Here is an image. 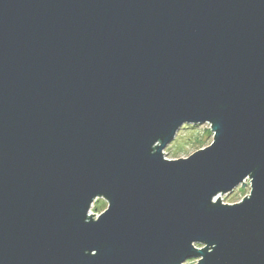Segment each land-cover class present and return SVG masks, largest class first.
<instances>
[{"label":"water","instance_id":"obj_1","mask_svg":"<svg viewBox=\"0 0 264 264\" xmlns=\"http://www.w3.org/2000/svg\"><path fill=\"white\" fill-rule=\"evenodd\" d=\"M192 259L264 264V0H0V264Z\"/></svg>","mask_w":264,"mask_h":264},{"label":"rangeland","instance_id":"obj_2","mask_svg":"<svg viewBox=\"0 0 264 264\" xmlns=\"http://www.w3.org/2000/svg\"><path fill=\"white\" fill-rule=\"evenodd\" d=\"M213 141L208 124L202 125H183L176 133L174 139L164 148L163 157L166 160L185 159L195 152L208 147ZM249 179L242 185L235 188L227 195H219L215 200L220 198V202L226 205H234L241 202L250 192ZM107 209V203L104 199H97L88 215L97 218ZM198 248L201 246H197ZM197 260H188L184 264H196Z\"/></svg>","mask_w":264,"mask_h":264},{"label":"snow or ice","instance_id":"obj_3","mask_svg":"<svg viewBox=\"0 0 264 264\" xmlns=\"http://www.w3.org/2000/svg\"><path fill=\"white\" fill-rule=\"evenodd\" d=\"M209 251L211 252L212 250H211V249H209ZM93 256H95V253L93 254Z\"/></svg>","mask_w":264,"mask_h":264},{"label":"bare ground","instance_id":"obj_4","mask_svg":"<svg viewBox=\"0 0 264 264\" xmlns=\"http://www.w3.org/2000/svg\"><path fill=\"white\" fill-rule=\"evenodd\" d=\"M98 199V198H97ZM216 201V200H215Z\"/></svg>","mask_w":264,"mask_h":264}]
</instances>
